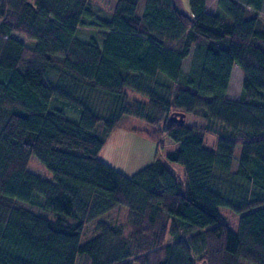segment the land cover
<instances>
[{
  "label": "trees",
  "instance_id": "obj_1",
  "mask_svg": "<svg viewBox=\"0 0 264 264\" xmlns=\"http://www.w3.org/2000/svg\"><path fill=\"white\" fill-rule=\"evenodd\" d=\"M112 1L100 19L91 0H0V264H264V0ZM125 116L175 147L132 174L103 161Z\"/></svg>",
  "mask_w": 264,
  "mask_h": 264
},
{
  "label": "rangeland",
  "instance_id": "obj_2",
  "mask_svg": "<svg viewBox=\"0 0 264 264\" xmlns=\"http://www.w3.org/2000/svg\"><path fill=\"white\" fill-rule=\"evenodd\" d=\"M246 1V0H241ZM112 0H91V7L97 13L98 17H108L112 10ZM177 7L185 8V12L188 13L189 0H175ZM205 7L208 11L214 12L216 9V0H205ZM77 35L82 39H89L91 36L96 35V28L89 25L80 26ZM20 39H24L22 35H18ZM189 64V58L184 59L183 67L187 69ZM242 83V72L240 68L234 64L232 67L229 86L227 95L230 98H237L240 93ZM129 96L139 98V95L127 89ZM188 123H195L202 125L204 120L199 116L193 114H187L185 116ZM145 129L149 126L142 120L132 117L125 116L115 126V128L106 136L103 146L101 147L98 157L108 164L116 167L120 171L126 174H132L140 169L145 164L149 163L155 155L163 158L168 151L175 147V144L168 143L158 146L156 141H153L147 137L140 135L135 132L134 129ZM217 136L214 133L206 132L204 136V147L213 150L215 148ZM240 148L239 145L235 147L232 161V168L234 169L237 165L238 154ZM168 167L173 170L176 174L181 175L183 172L182 166L176 162L166 161ZM28 169L34 173H37L43 177H49L48 172L39 163V161L32 156L29 160ZM35 211H40L37 206H31ZM219 210L227 218V221L232 229H235L237 222V215H235L227 207L221 206ZM45 216L53 218L55 215L51 211H43ZM108 217L115 219L117 222L125 221L126 215L125 210H113ZM92 225L88 224L84 227L81 235V242L86 240L92 234ZM170 236L167 235V238ZM133 264H138L134 262Z\"/></svg>",
  "mask_w": 264,
  "mask_h": 264
},
{
  "label": "water",
  "instance_id": "obj_3",
  "mask_svg": "<svg viewBox=\"0 0 264 264\" xmlns=\"http://www.w3.org/2000/svg\"><path fill=\"white\" fill-rule=\"evenodd\" d=\"M183 115H184V113H182V112L179 113V120H182Z\"/></svg>",
  "mask_w": 264,
  "mask_h": 264
},
{
  "label": "crops",
  "instance_id": "obj_4",
  "mask_svg": "<svg viewBox=\"0 0 264 264\" xmlns=\"http://www.w3.org/2000/svg\"><path fill=\"white\" fill-rule=\"evenodd\" d=\"M178 9H180V10H182V11H185V10H186V9H185V8H183V7H181V8H179V7H178Z\"/></svg>",
  "mask_w": 264,
  "mask_h": 264
}]
</instances>
